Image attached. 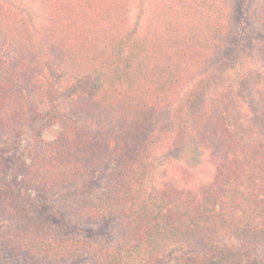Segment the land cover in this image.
I'll return each mask as SVG.
<instances>
[{"label": "rangeland", "instance_id": "374dc122", "mask_svg": "<svg viewBox=\"0 0 264 264\" xmlns=\"http://www.w3.org/2000/svg\"><path fill=\"white\" fill-rule=\"evenodd\" d=\"M192 2L194 10L179 19L184 36L180 37L178 30L171 38L173 45L168 38L159 39L165 42L163 49L177 47L183 53L178 54L185 56L179 88L168 104H161L164 116L174 120L166 139L169 148L183 145L175 151L181 154L174 156L181 165V161H190V165L195 153L191 137L186 140L180 132L186 129L189 136L193 134V121L209 104L227 103L229 111L231 105L255 125L261 124L264 116V0H214L217 5L205 23L201 12L205 3ZM78 3L84 11L100 6L109 11L106 20L116 24L126 46L133 45L153 22L150 13L155 0H0V88L7 92L3 111L8 119L14 114L17 117L8 124L13 132H7L8 126L5 132L0 129V264H93L89 245L113 246L122 234L116 216L101 222L84 218L86 214L79 216L105 196L103 170L108 167L98 164L86 170L88 166H82L84 174H76L72 168L68 174L75 180L62 181L55 165L62 162L63 155L57 161L59 156L48 146L65 134L72 137V128L91 132L111 118L104 113L108 97L103 92L104 99L98 94L85 101L84 114L75 109L86 94L82 87L77 88L81 86L77 81L80 70L85 71L84 34L73 20L66 19L61 30L54 19L71 8L72 13L77 12L81 8ZM104 26L97 22L92 29L94 43L105 36ZM105 34L109 37L111 32ZM73 42H78L75 47L70 45ZM26 68L21 74L19 70ZM66 90H70L66 96L60 94ZM45 167L53 175L49 176ZM67 236L80 241L70 255L61 256L66 253L47 250L40 243L44 237L48 238L44 241H54ZM214 244L235 253L226 264H264V243L245 245L234 237L222 236ZM43 252L47 254L39 256ZM155 264L209 262L204 253L177 243L169 245Z\"/></svg>", "mask_w": 264, "mask_h": 264}, {"label": "trees", "instance_id": "16d2710c", "mask_svg": "<svg viewBox=\"0 0 264 264\" xmlns=\"http://www.w3.org/2000/svg\"><path fill=\"white\" fill-rule=\"evenodd\" d=\"M202 1L206 5L201 11L205 23L217 4L214 0ZM78 4L81 8L77 12L72 13L71 8L65 16L54 19L61 30L66 19H71L84 34L85 71L80 70L77 81L81 86L77 88L82 87L86 94L75 109L84 114L85 101L98 94L102 100L103 92L108 97L104 113L111 118L91 132L72 128V137L65 134L48 146L59 156L57 161L63 155L62 162L55 165L62 181L75 180L68 174L72 168L74 173L84 174L82 166H88L86 170L98 164L108 167L103 170L105 196L79 216L86 214L84 218L96 222L116 216L122 234L113 246L89 245L87 252L93 255V264H155L169 245L177 243L204 253L209 264H226L235 253L216 248L214 243L220 237L231 236L245 245L264 243V116L261 124L255 125L233 111L231 105L229 111L227 103L209 104L199 120L193 121V134L189 136L186 129L180 132L186 140L192 139L195 154L190 165V161H181L182 165L174 161V156L181 154L175 151L183 145L169 148L166 142L174 120L164 116L161 104H168L179 88L185 56L178 54L177 47L163 49L165 42L159 39L168 38L173 45L171 38L178 30L183 37L179 19L191 13L195 3L155 0L150 13L152 24L130 46L124 44L116 24L107 22L109 11L102 6L84 11L83 4ZM97 22L105 24L103 35L105 31L111 34L94 43L91 35ZM77 43L70 45L75 47ZM27 69L19 71L25 74ZM18 81L14 83L19 85ZM67 91L60 94L66 96ZM5 94L6 88H0V129L5 132L8 126L7 132H13L8 124L17 117L14 114L15 118L8 119V113H4ZM97 108L95 103L94 110ZM45 169L53 175L52 170ZM44 240L40 243L47 250L66 253L61 256L75 253L73 249L80 242L69 236Z\"/></svg>", "mask_w": 264, "mask_h": 264}]
</instances>
